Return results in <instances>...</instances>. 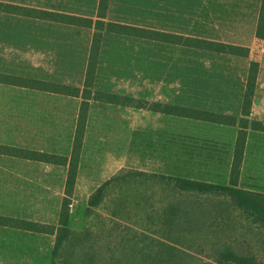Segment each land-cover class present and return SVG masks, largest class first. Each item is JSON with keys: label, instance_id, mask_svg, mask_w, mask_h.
I'll return each instance as SVG.
<instances>
[{"label": "rangeland", "instance_id": "obj_1", "mask_svg": "<svg viewBox=\"0 0 264 264\" xmlns=\"http://www.w3.org/2000/svg\"><path fill=\"white\" fill-rule=\"evenodd\" d=\"M1 1L94 18L99 4V0ZM260 6L261 0H110L107 19L112 21L241 44L250 48V55L111 33L104 38L94 89L240 117L250 62L260 61L264 68V38L256 33ZM92 34L88 28L0 12V73L83 88ZM73 100L78 107L81 98ZM86 131L83 187L88 178L95 185L127 166L226 182L227 150L237 128L92 99ZM22 167L37 169L28 184L51 183L56 188L63 182V168ZM90 168L94 176L88 177ZM45 196L51 206L35 215L52 222L57 193ZM89 196L77 194L71 217L74 229L86 224ZM51 240L53 249L54 236ZM34 244L46 248L48 240ZM206 250L197 255L208 259Z\"/></svg>", "mask_w": 264, "mask_h": 264}, {"label": "trees", "instance_id": "obj_2", "mask_svg": "<svg viewBox=\"0 0 264 264\" xmlns=\"http://www.w3.org/2000/svg\"><path fill=\"white\" fill-rule=\"evenodd\" d=\"M110 0H99L96 18L0 1V10L94 29L84 87L0 73V82L81 96L70 156L0 144V152L68 166L58 225L0 215V224L55 236L49 261L42 264H264V192L238 186L248 128L264 131L249 118L257 87L259 61L250 62L240 117L199 107L143 100L94 89L105 32L245 56L248 46L221 40L115 22L107 19ZM257 36L264 38V0ZM143 108L169 116L238 126L229 184L189 175L124 167L89 196L82 229L71 226L90 101ZM210 250L207 258L197 252ZM208 250V251H209Z\"/></svg>", "mask_w": 264, "mask_h": 264}, {"label": "crops", "instance_id": "obj_3", "mask_svg": "<svg viewBox=\"0 0 264 264\" xmlns=\"http://www.w3.org/2000/svg\"><path fill=\"white\" fill-rule=\"evenodd\" d=\"M43 8L50 9V7ZM0 12L25 17L23 15H19L9 11L0 10ZM82 28H88L94 33L93 28ZM107 34L111 33H104L100 56L103 48L104 38ZM259 63L260 69L258 74L257 87L255 90L254 101L249 118L251 120L264 122V68H262L263 65H261L260 61ZM21 95L25 96L22 100ZM77 97L81 98L82 102L83 99L81 96L65 95L56 92L21 87L10 83L0 82V144L11 147H22L31 150L70 156L76 133L77 120L80 110L79 106H81V102L77 107L75 101L73 100ZM231 127L237 128V132L236 138L234 137V140L231 143V148L227 150L229 152L228 169L227 172H224V174H227V181L220 182L213 179H207L208 182L221 184H229L230 182L234 148L239 129L238 126ZM86 134L87 133H85L84 141H86ZM82 154L75 191L72 198L73 205H71V217L73 211L72 206H74V203H76L75 201L77 194L82 191L85 193L87 192L90 195L99 185H101L107 179L106 178L105 180L97 181L95 185H92L90 184V178H88V184L86 185V187H83L85 183V161ZM21 164L22 166H27L28 168H31L30 166H43L49 169L63 168L65 169V172L63 173L64 176L62 177L63 182H61V186H57L56 188H54L53 184L51 183H48V186H45V183L28 184L29 181H33L32 177L34 176V173H36L37 169L23 168ZM134 168H139L142 170L145 169V167ZM90 169L92 171L88 172V177L94 176L93 169ZM177 169L179 168H176L175 170ZM249 173H251L250 176ZM67 174L68 166L66 165H58L42 161L30 160L21 158L13 154L0 152V215L23 218L45 224L58 225L59 213L63 198L65 196ZM62 178L60 179L59 177V181H62ZM238 186L247 190L264 192V131L248 128V135L243 154ZM54 191L57 193V196L55 197L56 216L55 220L50 222L41 217H37L35 213L37 212V210L44 211L51 206V202L46 200L45 193ZM60 191L62 194L61 196L59 195ZM78 200L79 199H77V201ZM52 236L54 235L19 229L11 226H4L0 224V264H42L49 261L53 250L51 240ZM29 239H31L30 243L32 244H28ZM46 239L48 240L46 248L44 246H41V244H34L36 240L41 241Z\"/></svg>", "mask_w": 264, "mask_h": 264}]
</instances>
